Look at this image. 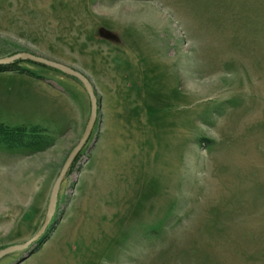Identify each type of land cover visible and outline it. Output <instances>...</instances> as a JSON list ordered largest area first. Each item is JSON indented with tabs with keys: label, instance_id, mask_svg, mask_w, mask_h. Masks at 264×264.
<instances>
[{
	"label": "rangeland",
	"instance_id": "374dc122",
	"mask_svg": "<svg viewBox=\"0 0 264 264\" xmlns=\"http://www.w3.org/2000/svg\"><path fill=\"white\" fill-rule=\"evenodd\" d=\"M0 264H264V0H0ZM24 247V248H23Z\"/></svg>",
	"mask_w": 264,
	"mask_h": 264
},
{
	"label": "water",
	"instance_id": "95a60500",
	"mask_svg": "<svg viewBox=\"0 0 264 264\" xmlns=\"http://www.w3.org/2000/svg\"><path fill=\"white\" fill-rule=\"evenodd\" d=\"M16 60H30L32 62L44 65V66H48L51 68H55L59 71H62L74 78H76L77 80H79L85 87V90L90 98V102H91V115H90V119L88 121L86 130L81 138V140L79 141L78 145L72 150V152L70 153V155L68 156L66 162L64 163L58 178L56 179L52 191H51V195H50V201H49V206L47 209V214H46V218H45V222L43 227L41 228V230L36 234V236H34L24 247H27L31 244H33L34 242H36L37 240H39L43 234L45 233L46 229L48 228L49 224L51 223L52 218L55 215V211L57 208V202H58V195H59V191L61 189V185L63 183V180L65 179V176L69 170V168L71 167L74 159L76 158V156L78 155V153L83 149L87 139L89 138L91 131L93 130V126L95 124V121L97 119V99L95 96V92L93 89L92 84L90 83V81L84 77L81 73L65 66L62 65L60 63L54 62V61H50L44 58H40V57H36L34 55L31 54H21L19 56H14L12 58H6L3 60H0V65L1 64H10ZM23 247V248H24ZM22 248H10L2 253H0V260L1 258H3V256L10 254L14 251L20 250Z\"/></svg>",
	"mask_w": 264,
	"mask_h": 264
}]
</instances>
